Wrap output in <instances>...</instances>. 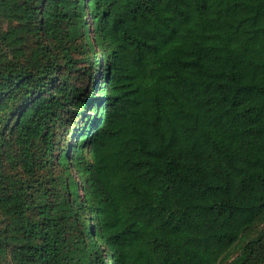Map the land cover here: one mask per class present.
<instances>
[{"label":"trees","instance_id":"obj_1","mask_svg":"<svg viewBox=\"0 0 264 264\" xmlns=\"http://www.w3.org/2000/svg\"><path fill=\"white\" fill-rule=\"evenodd\" d=\"M77 243L264 264V0H0V264H74Z\"/></svg>","mask_w":264,"mask_h":264},{"label":"rangeland","instance_id":"obj_2","mask_svg":"<svg viewBox=\"0 0 264 264\" xmlns=\"http://www.w3.org/2000/svg\"><path fill=\"white\" fill-rule=\"evenodd\" d=\"M97 1H99V0H87L89 8L91 10L96 5ZM69 6L73 7V10L69 12L70 15H71V18H73V24L71 26L70 35H71L72 38L76 39L77 37H81L84 34V30L85 29L83 28V24H82L83 23V18H84V14H83L84 11L82 10V6L80 5V2H79V4H77L76 2H70ZM87 28H88V35H89V25H87ZM89 40H90V38H89ZM88 43H90V42L85 41V43L82 44V45H80V44L73 45L74 50L77 49L79 51V56L77 55L78 53H76V58L77 59H82L83 62H85L86 59L90 56L89 52H88L89 50L87 48V44ZM94 50L95 49L93 47H92V50L90 49V51H94ZM96 57H97L96 55H92V59L95 60ZM82 68L86 69V64L80 65V69H82ZM96 70H97V66L96 67L93 66L92 70H91V76H90L91 77V82L93 81V78H94V76L96 74ZM100 81H102V78H100ZM85 114H89V112H87ZM79 122H80V125H82V123H83V118L82 117L79 118ZM78 130H79L78 131L79 134H81L80 128H78ZM73 140H74V138H73ZM84 141L85 142H84V144L82 146L76 147V151L77 152L81 153L82 151L85 150V148L88 147V145H89L88 139L85 138ZM71 142H73L72 139H71ZM71 145L72 144H70L69 146H71ZM80 175H83V173H80ZM61 209L64 210V208L60 207V205H59V210H61ZM59 214H60V216H63L64 219H67V220L71 219L70 216H69L70 214L68 212L60 211ZM94 219H95L94 216H92L91 219H90L91 223L94 222ZM90 230H91V228H90ZM93 249H94L93 246H90V247H88L86 249V245H83V247H81L77 243L74 246L73 250L71 249V252H70L71 255H73V258H75L74 264H92V262L89 261V260L91 258V254L94 252ZM238 253H239V247H236L234 250H232L227 255V257L224 259L222 264H230L236 258Z\"/></svg>","mask_w":264,"mask_h":264}]
</instances>
